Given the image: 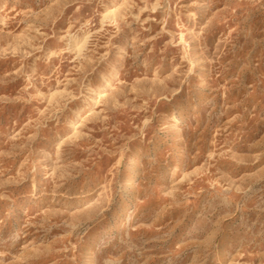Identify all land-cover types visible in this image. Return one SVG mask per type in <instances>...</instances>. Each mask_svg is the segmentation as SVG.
<instances>
[{
    "label": "rangeland",
    "instance_id": "374dc122",
    "mask_svg": "<svg viewBox=\"0 0 264 264\" xmlns=\"http://www.w3.org/2000/svg\"><path fill=\"white\" fill-rule=\"evenodd\" d=\"M0 264H264V0H0Z\"/></svg>",
    "mask_w": 264,
    "mask_h": 264
},
{
    "label": "bare ground",
    "instance_id": "6f19581e",
    "mask_svg": "<svg viewBox=\"0 0 264 264\" xmlns=\"http://www.w3.org/2000/svg\"><path fill=\"white\" fill-rule=\"evenodd\" d=\"M102 80H103L102 84L103 83H107V81L109 80V78H108V76H103Z\"/></svg>",
    "mask_w": 264,
    "mask_h": 264
}]
</instances>
